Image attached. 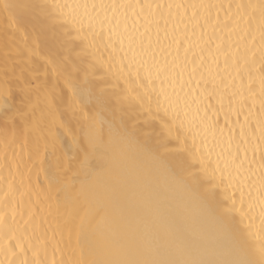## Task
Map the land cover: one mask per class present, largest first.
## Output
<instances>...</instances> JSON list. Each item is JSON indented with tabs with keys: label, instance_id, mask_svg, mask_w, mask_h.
I'll list each match as a JSON object with an SVG mask.
<instances>
[{
	"label": "bare ground",
	"instance_id": "1",
	"mask_svg": "<svg viewBox=\"0 0 264 264\" xmlns=\"http://www.w3.org/2000/svg\"><path fill=\"white\" fill-rule=\"evenodd\" d=\"M56 2L151 4L153 13L156 4L172 5L170 9H161L169 20L168 37L171 40L175 35L182 42L180 55L183 58L186 50L188 60V70L175 86L180 96L177 119L185 125L182 133L189 149L182 155L190 162V167H181L176 163L177 154H165L161 147L164 133L159 120L152 121L151 126L140 122L133 127L119 111L101 107L94 98H89L90 86L85 85L82 76L69 82L67 73L52 60L51 53L43 45L35 54L29 52L35 47L31 29L16 31L6 14L0 13V117L30 113L31 104L37 99V84L46 83L59 94L55 119L63 122L70 134L64 135L60 130L58 149L66 159L73 160V169L66 178L61 177L60 187L66 186L67 195L88 214L86 232L93 246L84 249L83 258L172 261L175 264H247L249 261L258 264L261 259L258 197L261 157L257 149L253 158L251 145L261 143L259 125L264 121L260 87L264 75V45L261 43L264 20L259 8L262 0ZM79 11L83 17L84 10ZM87 12L89 16L94 15L90 8ZM139 12L138 7L116 10L115 19L120 22L117 31L125 36L144 33L146 46L149 39L153 46L158 38L165 43L163 29L158 36L155 25L145 19L148 10L137 15ZM108 15L111 18L112 12ZM125 24L128 33H124ZM80 35L84 45L95 39L98 51L90 49L94 52L92 59L100 57L108 61L111 57L113 71L120 67L123 53L128 51L127 39L119 45L113 34L112 46L105 47L109 43L108 25H105L101 41L98 33L94 37L89 30L87 19ZM6 41L13 49L16 71H9L5 76L2 65ZM15 49L22 50V57L16 55ZM29 58L31 63L25 65L23 61ZM123 63L127 65V58ZM33 65L40 69L38 78L27 70L21 75V69ZM193 67L196 73L189 82L188 72ZM160 86V81L156 80L154 87L159 90ZM27 87L32 89L31 95L22 91ZM164 88L171 93L167 81ZM85 114L92 118L91 129L89 122L83 119ZM90 132L95 136L94 147L89 146ZM242 136L249 140L248 160L240 169V180L230 181L224 164L228 163L231 168L232 157H236L235 146L240 144ZM229 138L231 147L227 143ZM168 144L174 148L176 141L170 139ZM5 151L11 162L13 149H5L4 136L0 134V215L9 222L0 228V264L19 259L17 244L27 248V258L31 260V249H41L45 236L50 242L53 236L57 242L61 239L55 207L49 211L41 198V190L47 187L45 173L41 171L37 179L33 171L30 181L29 174L25 173V182L32 185L30 190L9 192V183H13L15 189L20 178L15 168L10 175L4 165ZM15 151L19 159L18 145ZM243 156L244 145H241L236 158L243 160ZM201 157L206 164L199 162ZM218 158L220 170L212 176ZM221 170L224 172L222 181ZM249 202L253 203L251 211ZM13 251L17 254L13 255ZM53 256L57 261L81 258L79 250L72 251L63 242L55 253L51 243L46 256L40 253L41 259L49 261Z\"/></svg>",
	"mask_w": 264,
	"mask_h": 264
},
{
	"label": "snow or ice",
	"instance_id": "2",
	"mask_svg": "<svg viewBox=\"0 0 264 264\" xmlns=\"http://www.w3.org/2000/svg\"><path fill=\"white\" fill-rule=\"evenodd\" d=\"M137 7L140 9L137 15L144 14L145 9L148 10L145 19L149 24L155 25L158 36L160 30L163 29L165 43H162L158 38L153 46L149 39L148 46H146L144 33H140L137 36L131 34L125 36L117 31L120 27V22L115 19L116 10ZM171 7L172 5L156 4V12L153 13L151 11L153 5L151 4H105L103 2L99 4L95 2L91 4H63L57 3L56 0H0V13L6 14L10 25L16 31L31 29L35 47L29 49V52L35 54L41 45L47 47L51 53L52 60L57 62L58 66L67 73L69 82L72 79L79 80L82 76L85 85L90 86L89 98H94L101 107L119 111L121 117L131 122L133 127L140 122L151 126L152 121L159 120L164 133V139L161 141L164 153L175 152L177 154L176 163L181 167H190V162L185 155H182L183 153H188L189 149L185 143L186 137L182 133L185 125L177 119L180 96L176 92L175 87L184 78V74L188 70L187 51L185 50L182 58L180 55L182 42L175 35L169 40L167 30L169 20L161 9H170ZM176 7L182 8L185 6L177 5ZM192 7H195V5H192ZM238 7L244 6L238 5ZM89 8L92 9L94 15H88L87 10ZM259 8L261 18L264 20V0H262ZM80 9L84 10L83 17L80 15ZM97 9L100 11H96ZM108 12H112L111 18ZM85 19H87L88 28L93 32V36L95 37L98 33L101 41L104 39L105 25H108L109 43L105 47L112 46L113 34H115L119 45H123L125 39H127L128 51L123 53L120 67L116 71H113L114 66L110 63L111 57H109L108 61L100 57L92 59L94 52L90 51V49H96L95 39L89 42L88 45L82 43L83 38L80 33L83 31ZM133 28H135V25H133ZM128 31V27L125 24L124 33H128ZM261 43L264 45V29H262L261 33ZM173 45H175L174 49ZM96 50L98 51V49ZM116 50L113 46V51ZM120 50L123 51V49ZM15 53L17 56L22 57L23 55L20 49H15ZM169 57H171L170 60ZM124 58H127L128 61L126 66L123 63ZM10 60H13V49L10 48L6 41L4 63L2 65L5 76L9 71L13 73L16 71L15 61L13 60L10 64ZM52 60L49 62H52ZM23 62L25 65L31 63L30 58L25 59ZM262 65H264V52H262ZM142 68L144 69L143 75H141ZM25 70L36 78H38L40 73L39 67L34 65L27 69H21V75H23ZM195 73V67L188 72L189 82H191V77ZM156 80L160 81L159 90L154 87ZM166 81L172 89L171 93L164 88ZM260 87L262 96L261 109L264 110V75L261 77ZM7 91L5 89V92ZM22 91L25 95H31L32 93L30 87L22 89ZM36 94V103L31 104L30 113L5 114V116L0 117V134L4 136L5 149H13L11 162L8 161L7 151H5L4 165L8 167L10 175L11 170L15 168L16 174L20 178L19 185L15 189L13 183H9L8 189L9 192L29 191L32 185L30 182H25L24 174H29L30 181V174L33 171L37 179L40 172L43 171L47 187L41 190V198L45 201L49 211H52L53 206L55 207V216L58 220V230L60 231L61 239L57 242L55 241V236H53V240L50 242L45 236L41 249H36L35 247L31 249L33 253L31 260L27 258V248L17 244L15 248H19V259L6 260L4 264H175L172 261H96L83 258L84 249L93 246V242L86 232L88 214L79 206L77 201L67 195L66 186L64 188L60 187L61 177L66 178L67 174L73 169V160L71 158L66 159L58 149L61 139L60 130H63L64 135H68L70 134V129L63 122L55 119L59 102V94L55 88H48L46 83L37 84ZM186 104L187 100H185ZM166 117L167 119H165ZM83 119L89 122V128L91 129L92 118L85 114ZM259 128V140L261 143L251 145V151L254 158L256 150L259 149L261 157V174L258 188L261 206L259 233L261 237V259L258 264H264V121L260 122ZM170 139L176 141L174 148L169 147L168 140ZM73 143H75V137H73ZM227 143L229 147L232 146L231 138H229ZM16 145L19 146L20 150L19 159L16 158ZM241 145H244L243 160L236 158L239 156ZM248 145L249 140L244 139L242 136L240 144L235 146L236 157H232L231 168L228 163L224 164V169L228 170L230 181L233 178L237 181L240 180V169L248 160ZM89 146H95V136L91 132ZM199 162L201 164L207 163L203 157L200 158ZM22 166L23 172H21ZM217 170H220L219 158L212 176H215ZM223 176L224 172L221 170V181ZM244 179L247 180L248 177ZM62 195L63 201H61ZM61 203L63 206H61ZM240 203L241 208H243V199H241ZM252 207L253 203L249 202V211H251ZM8 223L5 216L0 215V228L8 225ZM65 233L67 234V239H65ZM60 242H63L65 247L70 248L72 251L79 250L81 258L75 261H65L63 259L57 261L54 256L51 261L46 258H40L41 251L46 256L49 243H51L53 253H55ZM16 254L13 251V255ZM247 264H254V262L249 261Z\"/></svg>",
	"mask_w": 264,
	"mask_h": 264
}]
</instances>
